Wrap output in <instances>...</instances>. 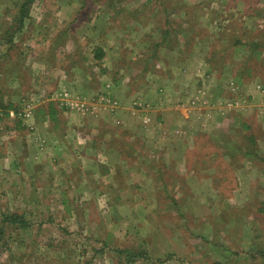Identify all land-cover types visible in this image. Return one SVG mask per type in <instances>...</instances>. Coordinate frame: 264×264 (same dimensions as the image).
I'll return each mask as SVG.
<instances>
[{"label":"rangeland","instance_id":"obj_1","mask_svg":"<svg viewBox=\"0 0 264 264\" xmlns=\"http://www.w3.org/2000/svg\"><path fill=\"white\" fill-rule=\"evenodd\" d=\"M29 1L17 32L15 18L24 0H0V53L11 49L17 57L23 38L32 34L33 42L42 38L39 47L50 48L49 56L60 67L84 66L81 71L95 89L100 82L94 75L108 74L112 62L122 71H132L128 81L132 90L146 87L142 72L148 62L138 56L155 55L166 26L182 22L173 17L174 11L203 10L206 5L223 13L230 8L231 16L211 17L216 26L225 20L227 29L243 22L244 9L247 17L258 12L256 18H264V0ZM250 21L242 35L220 32L216 51L237 39L264 46V19ZM258 25L261 31H252L260 30ZM143 36L154 39L145 46ZM131 54L140 58L137 65L131 56L127 59ZM240 71L259 77L264 60L249 59ZM86 95L85 108H94L98 96ZM18 117L22 127L16 128L19 133H9L10 139L27 130L28 122L19 112ZM232 118L218 117L219 127L199 132L188 160L190 169L157 162V175L149 178L155 190L149 180L135 177L122 196L64 193L65 185L58 187L54 179L42 177L29 158L23 171L12 168V161L4 160L9 154L0 148V264H264V155L254 140L258 133L254 120L243 128L237 116ZM27 152L32 155V147ZM72 177L70 181H75ZM11 214L18 215V221L5 222L4 216Z\"/></svg>","mask_w":264,"mask_h":264},{"label":"crops","instance_id":"obj_2","mask_svg":"<svg viewBox=\"0 0 264 264\" xmlns=\"http://www.w3.org/2000/svg\"><path fill=\"white\" fill-rule=\"evenodd\" d=\"M205 7L173 12V17L182 22L166 26L155 55L138 56L147 60L148 66L142 72V82L147 86L137 90H132L128 82L132 71H122L117 62H112L108 74L94 75L100 82L95 89L81 71L84 66L60 67L49 56L50 48L39 47L42 38L33 42L32 34L23 38L17 57L10 47L0 53V148L9 154L4 160L23 171L22 164L29 158L42 177L54 179L58 187L64 184V193L112 192L122 196L135 177L149 180L156 176L157 162L190 169L188 160L199 132L213 131L219 127L218 117L232 120V116H237L243 128L254 120L253 128L258 130L254 140L262 149L260 155H264V132L259 131L264 128V72L249 77L240 71L249 59L264 60V46L237 39L218 52L215 49L220 32L242 35L251 19L264 18H256L258 12L247 17L244 9L240 14L243 22L234 26L233 20H228L233 24L227 29L225 20L216 26L211 17L224 18L234 10L224 9L222 13ZM257 27L260 30L254 27L252 31L259 33L262 26ZM152 39L143 36L141 42L147 46ZM112 54L115 60L118 56ZM127 59L137 65L140 58L131 54ZM108 93L118 102L117 107L97 99L94 108L77 106L86 94L99 98ZM24 97L33 101L32 117L27 130L21 131L23 136L10 139L9 133H19L16 128L22 127L18 112ZM138 98L143 107H132ZM191 101L195 104L190 105ZM28 147H32V155ZM71 177L75 181H70ZM148 185L155 190L150 180ZM122 198L129 201L126 196Z\"/></svg>","mask_w":264,"mask_h":264},{"label":"built area","instance_id":"obj_3","mask_svg":"<svg viewBox=\"0 0 264 264\" xmlns=\"http://www.w3.org/2000/svg\"><path fill=\"white\" fill-rule=\"evenodd\" d=\"M230 85L232 86V84H230ZM258 88L261 89L260 86H258ZM84 101L85 100H82L79 102L80 104L77 105L78 108H85L86 104ZM99 101L106 102V103L108 102L112 106V108H115L118 106V102L114 99H111L108 94H100ZM32 102L33 101H31V99H27V98L22 100V103H21V106L19 109V116L21 117V120L24 122H28L32 117V109H33ZM194 104H195L194 101L190 102V105H194ZM228 106H231V104H228ZM132 107L142 108L143 104L141 103V100L138 98V99L133 100ZM144 122H146V121H144ZM29 129H31V128H29Z\"/></svg>","mask_w":264,"mask_h":264},{"label":"trees","instance_id":"obj_4","mask_svg":"<svg viewBox=\"0 0 264 264\" xmlns=\"http://www.w3.org/2000/svg\"><path fill=\"white\" fill-rule=\"evenodd\" d=\"M28 3H30L29 0H24V2H22V4L20 5L19 13L15 18L16 21L18 20V22H19V27L16 28L17 32L20 30V28H22L23 23H24V19L27 17V12H26L25 8H26V5ZM4 218H3V220L5 222H8V223H14V222L18 221V215H16V214H11L10 216H4ZM20 222H22V220ZM261 254H262V256L264 255V249H263Z\"/></svg>","mask_w":264,"mask_h":264}]
</instances>
